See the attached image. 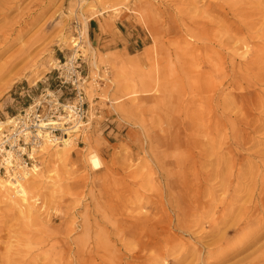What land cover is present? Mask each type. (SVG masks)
I'll use <instances>...</instances> for the list:
<instances>
[{
	"label": "rangeland",
	"instance_id": "1",
	"mask_svg": "<svg viewBox=\"0 0 264 264\" xmlns=\"http://www.w3.org/2000/svg\"><path fill=\"white\" fill-rule=\"evenodd\" d=\"M213 1L229 13V27L203 26L194 19L197 8L184 9L187 0H0V119L46 88L58 90L64 63L73 58L83 70L88 107L69 130L71 147L48 142L38 152L27 205L0 190V264L26 252L40 253L42 263L41 251L67 241L88 245V252L101 246L102 254L108 235L116 253L122 247L116 227L145 217L150 236L179 246L163 244L167 262L161 264H172L187 246L212 261L209 243L227 235V246L237 247L245 238L241 228L260 226L264 59L249 67L239 62L264 55V0H199L197 6ZM237 7L245 20L260 22L261 39L242 45L225 39L243 27L231 14ZM195 20L208 37L197 59L183 55L188 44L201 42L186 31ZM101 35L106 39L95 38ZM214 48L223 55L213 56ZM18 52L19 64L6 72ZM198 73L206 77L198 80ZM62 89L59 95H73ZM262 243L222 264L251 256Z\"/></svg>",
	"mask_w": 264,
	"mask_h": 264
},
{
	"label": "bare ground",
	"instance_id": "2",
	"mask_svg": "<svg viewBox=\"0 0 264 264\" xmlns=\"http://www.w3.org/2000/svg\"><path fill=\"white\" fill-rule=\"evenodd\" d=\"M242 4H245V0H241ZM197 2L199 0H187V2L184 4V9L187 7L189 10L190 8H197L196 11H198V15H194V19H197L196 16L200 18L201 23L203 26L212 25L216 22H223L225 25H228V16L229 13L224 11L220 5L219 2H210L206 8L200 9L199 6H197ZM261 4V3H260ZM231 14L233 16H236L238 18V21L243 23V27H240L237 32L233 33V30L228 33L227 38L234 37L236 40V45H242L250 43L252 40H255L258 35L260 34V31L262 27H259L258 21L253 20H245V12L243 7H237L234 10L231 11ZM204 15L207 17L211 16V19H207ZM200 21L195 20L192 21L193 24L187 25V34L192 35L194 39H197L201 41L199 44H188L187 48L183 50L184 56H189L190 58H200L203 56L204 50L208 48L207 41L208 37L204 36L200 30L198 31V26ZM229 27V25H228ZM239 36V38L237 37ZM212 40V38H209ZM216 39V38H214ZM261 38H258L256 40H259ZM223 40H219V46H223ZM264 42V40H263ZM77 46L78 43H75ZM258 45L254 43L253 46L255 47V50L257 51ZM208 54V53H206ZM23 53L18 52L12 56V58L9 60V62L5 65L6 72L11 71L17 64H19L21 57ZM212 55H218L221 56L223 53L220 52L218 48H214ZM213 59V58H211ZM264 55L261 56V54L256 53L254 57L252 58H246L243 62H239V65H244L246 67L249 66H255L261 61H263ZM189 74L190 72H185ZM191 75V74H189ZM199 79H204L206 77V74L198 73ZM197 78V75H195ZM10 120V119H8ZM11 121V120H10ZM7 124V123H6ZM47 137L44 139V142H42V145L40 147L39 151H43L46 147H44L48 142L49 143H55L53 141L61 142V147H65L66 149L68 147H71L73 144V137L70 134V131L67 132L63 137H61V141L57 140L58 138L52 139L50 135L46 134ZM37 151L34 152V159H33V166L30 167L29 170L20 171L19 174L16 177H10L5 176L3 174H0V190L4 193L5 196H7L12 201H19L21 205H27L30 198V188H31V176L37 173V170L39 169L38 166L35 164L36 157L38 154ZM91 164L95 169H98L101 167L100 160L98 157L93 156L91 158ZM8 177V178H6ZM13 178V179H10ZM33 187V185H32ZM258 213L264 215V203L262 205V209L258 208ZM262 217V216H260ZM262 223L260 226L250 229L248 232H245L243 228H241L238 232V235L243 234L245 235V238L243 239V243L237 247H229L227 246L229 239L226 236H222L219 240L209 243L207 245L208 251L206 254V257L210 258L212 261H205L202 257L194 256L193 249H190L188 246L184 247L185 252L181 253L180 255L176 256L175 258H172L169 263L172 264H181L185 261H187L190 257H192L189 264H198L201 259L203 260L204 264H222L227 263L232 258L242 254L247 249H249L253 244L258 242H263L257 250L251 254V256H243L233 262H230L229 264H264V217H262ZM150 229V219L145 217L141 219L140 223H132L129 226H125L123 228H117L116 232L118 231V241L121 243L122 247H119L116 250V253L113 250H109V245L111 242V236H107L106 247L103 250V253H105L107 250L109 251L108 258L105 257V255H102L99 253V249H101V246H97L96 250H92L90 253L88 252L87 247L88 245L73 247L71 246V243L69 241L67 242H61L59 244H53L50 245V248L48 251H41L44 254V262L40 263L38 258H40V253H30L26 252L22 256H16L14 257V260L10 264H57V257L60 259V264H112L108 262V260H113V264H161L167 262V258L161 254V250L163 249V244L165 246H169V249L175 250L177 249V245L175 243L167 242L166 239L162 237H152L149 233ZM170 239H168L169 241ZM135 242V243H134ZM167 242V244H166ZM131 243H134L136 245V248H130ZM109 244V245H108ZM131 244V245H130ZM159 244V245H155ZM164 246V247H165ZM154 249V250H153ZM123 250H125L123 252ZM153 250V251H152ZM218 251L219 254L215 255V252ZM88 252V253H87ZM75 255V260L66 262L65 258L67 255ZM26 255V256H25ZM100 260V261H99Z\"/></svg>",
	"mask_w": 264,
	"mask_h": 264
},
{
	"label": "built area",
	"instance_id": "3",
	"mask_svg": "<svg viewBox=\"0 0 264 264\" xmlns=\"http://www.w3.org/2000/svg\"><path fill=\"white\" fill-rule=\"evenodd\" d=\"M82 72L78 58L65 61L58 90L46 88L31 97L30 103L13 115L11 121L0 119V174L17 178L20 171L32 167L34 152L40 150L46 134L61 141L87 117ZM63 87L71 88L73 95H59Z\"/></svg>",
	"mask_w": 264,
	"mask_h": 264
},
{
	"label": "crops",
	"instance_id": "4",
	"mask_svg": "<svg viewBox=\"0 0 264 264\" xmlns=\"http://www.w3.org/2000/svg\"><path fill=\"white\" fill-rule=\"evenodd\" d=\"M90 28H92L91 26H90ZM93 31H92V29H91V33H92ZM95 38H97L98 40H105L106 38L104 37V35H101L99 38H98V36L97 37H95Z\"/></svg>",
	"mask_w": 264,
	"mask_h": 264
}]
</instances>
